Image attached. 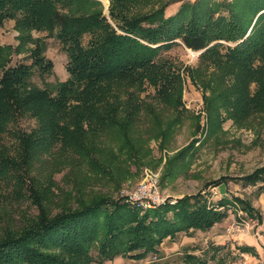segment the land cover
I'll return each mask as SVG.
<instances>
[{
    "label": "trees",
    "instance_id": "obj_1",
    "mask_svg": "<svg viewBox=\"0 0 264 264\" xmlns=\"http://www.w3.org/2000/svg\"><path fill=\"white\" fill-rule=\"evenodd\" d=\"M109 1L107 16L101 0H0V27L13 20L19 34L17 49L0 43V140L22 119L37 122L29 133H16L18 159L0 145V187L56 143L117 185L115 174L125 179L126 165L144 154V139L134 134L143 114L151 116L156 128L150 132L164 148L175 123L165 119V110L174 116L184 105L182 80L162 52L178 44L203 52L202 68L192 78L205 91L210 117L225 110L239 121L264 112V0L185 2L170 18L165 14L167 3L159 0ZM34 33H48L62 43L68 56V82L45 87L34 82L36 74L46 82L54 72L46 57V39L35 38ZM87 36L91 41L85 46ZM25 50L32 63L12 67L14 52ZM146 86L154 88L155 104L142 99ZM105 139L111 144L106 145ZM100 156H105L102 162ZM227 181L223 178L214 186ZM234 181L261 185L258 196L264 195V170ZM40 191L36 183L32 185L38 216L22 227L3 230L0 264L141 260L159 254L168 238L211 230L228 217L226 208L233 205L248 219L263 222L261 211L239 197L222 199L219 208H213L200 193L177 206L142 212L104 193L88 197L80 189L68 195L71 202L61 212L53 214L47 206L48 192ZM185 264L207 261L191 254Z\"/></svg>",
    "mask_w": 264,
    "mask_h": 264
},
{
    "label": "rangeland",
    "instance_id": "obj_2",
    "mask_svg": "<svg viewBox=\"0 0 264 264\" xmlns=\"http://www.w3.org/2000/svg\"><path fill=\"white\" fill-rule=\"evenodd\" d=\"M101 1L104 12L108 16L111 8L110 1ZM159 1L167 5L181 1L179 8L185 2L193 3L188 0ZM208 2L213 3L211 0ZM18 35L16 22L7 20L0 27L1 45L17 49ZM34 36L46 39L48 44L46 57L53 62L54 66V72L46 78V82L38 74L35 75L34 82L41 87H45V83L68 82V56L62 43L56 37L49 36L48 33H34ZM90 41V36L85 37L84 45L88 46ZM196 53L181 44L162 52V57L171 65L172 72L182 80V103L184 105V108L176 112L174 116L165 110V119L172 121L174 119L175 123L166 136L164 148L161 146V141L154 137L155 133L150 132L156 128L151 116L141 115L134 134L138 139H144L141 141L144 154L138 157L139 161L126 165L130 174L128 172L125 179L119 177V173L115 174L118 180L116 185L108 180L109 176L101 178L91 166L79 160L78 156L73 157L65 153L60 144L56 143L47 147L39 152L28 167L13 173L2 183L0 187V236L3 230L17 229L22 227L27 220L30 222L38 216L39 210L31 197L32 185L35 183L38 190L41 189V195L48 192L50 199L47 201V206L51 213L57 214L71 202L68 195L77 194V190L80 189L84 190L88 197L104 193L112 196L114 201L121 200L126 204V195L144 182L147 178V170L158 175L161 193L164 197L173 200L174 203L168 206H177L180 200L202 193L206 196L208 205L213 208H219L222 199L231 200L232 197H239L244 201L249 200L263 214V222L260 224L258 220L248 219L247 214L237 206H227L228 217L211 230L181 233L183 238L177 236L173 239H166L163 244L169 246L176 239L182 240L184 245L180 247V250L183 254L179 256L171 254L172 256L162 264H185V258L191 254L204 258L207 264H258V258L247 260L234 250V238L232 237L239 235L247 238L249 234L251 236L257 234L258 237V234L263 232L259 231L264 225V204L260 203L258 196V189L261 185L252 187L236 183L234 180L255 175L264 170V112L254 113L239 121L230 118L225 110H219L210 117L204 99L205 91L192 78V74L202 68V63L199 61L200 56L197 57ZM22 63L28 65L32 63L29 50L14 52L11 66L15 67ZM206 96L209 94L206 93ZM142 99L155 104L154 88L146 86ZM36 127L37 122L34 119H22L10 127V132L3 135L0 145L6 147L7 151L18 159L16 133L20 131L29 133ZM105 143L109 145L111 141L105 139ZM104 158L105 156H100V162ZM223 178L228 179L226 184L215 187L214 184ZM129 207L133 208L130 205ZM135 210L139 209L135 208ZM103 219L105 218L102 217L101 221H104ZM214 232L215 235H213ZM188 245L192 247L188 248ZM235 248L238 250V246L235 245ZM50 254L55 255L59 252ZM150 255V262H152L156 257L154 255L158 254L150 253ZM94 256L98 259L97 251L94 252ZM96 264L103 263L97 262Z\"/></svg>",
    "mask_w": 264,
    "mask_h": 264
},
{
    "label": "crops",
    "instance_id": "obj_3",
    "mask_svg": "<svg viewBox=\"0 0 264 264\" xmlns=\"http://www.w3.org/2000/svg\"><path fill=\"white\" fill-rule=\"evenodd\" d=\"M182 1H185V0H182ZM188 1L195 2L196 0H188ZM180 3L181 1H178V2L176 1L168 5L166 9L167 18L173 17L178 13V11L180 10L179 8ZM263 198H264L263 196H260L261 204H264ZM260 230H262L263 232L258 234L259 235L258 237H257V234L255 236H251L249 234L247 238H243L239 235H236L232 238H234L233 245H234V250L236 252L240 253V255L244 256L247 260H249V258L254 259V257L256 259L258 258V261H259L258 264H261V263L264 264V225L260 227L259 231ZM215 234L216 233L214 232L213 235ZM178 236H181V238H183V234L178 235ZM183 245L184 243L182 242V240H179V239L174 240L171 246L164 243L162 247L160 248L159 254H158L159 256H161V258L158 255H154L158 258L157 261L154 263L153 261L150 262L151 255H148L146 258L141 259V260L118 257L114 261L105 262L103 264H159V263L162 264V262L166 261L168 258L172 256L171 254H175L176 256L182 255L183 252L180 250V247ZM235 245L238 246V250L235 248ZM189 247H192V246L188 245V248Z\"/></svg>",
    "mask_w": 264,
    "mask_h": 264
},
{
    "label": "built area",
    "instance_id": "obj_4",
    "mask_svg": "<svg viewBox=\"0 0 264 264\" xmlns=\"http://www.w3.org/2000/svg\"><path fill=\"white\" fill-rule=\"evenodd\" d=\"M196 54L199 57L202 52H197ZM146 177L136 190L126 195L125 199L128 205L145 212L174 203L172 199L164 197L161 193L158 175L146 170ZM156 261L157 257L154 258L153 262Z\"/></svg>",
    "mask_w": 264,
    "mask_h": 264
},
{
    "label": "water",
    "instance_id": "obj_5",
    "mask_svg": "<svg viewBox=\"0 0 264 264\" xmlns=\"http://www.w3.org/2000/svg\"><path fill=\"white\" fill-rule=\"evenodd\" d=\"M203 53V52H202Z\"/></svg>",
    "mask_w": 264,
    "mask_h": 264
}]
</instances>
